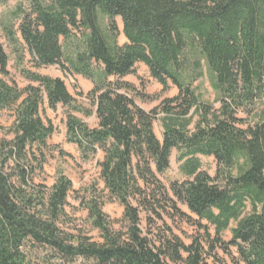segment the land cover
Returning <instances> with one entry per match:
<instances>
[{"label": "trees", "instance_id": "16d2710c", "mask_svg": "<svg viewBox=\"0 0 264 264\" xmlns=\"http://www.w3.org/2000/svg\"><path fill=\"white\" fill-rule=\"evenodd\" d=\"M18 31L35 69L57 66L92 89L87 108L60 78L23 72L28 85L19 89L7 80L0 43V113L12 120L11 139L0 140V264H27V245L70 263L208 264L220 250L232 264H264V0H33ZM137 64L177 94L149 112L138 107L122 81ZM203 65L217 109L194 87ZM44 105L65 111L66 142L82 161L102 156L103 190L123 213L115 230L101 194L80 198L100 242L64 228L72 183L63 173L49 188L34 182L55 132L41 117ZM73 113L94 116L96 126ZM173 150L184 179L167 189L157 175L169 169ZM197 156L214 159V177ZM177 204L198 219L201 234L188 245L166 222L191 220Z\"/></svg>", "mask_w": 264, "mask_h": 264}, {"label": "rangeland", "instance_id": "374dc122", "mask_svg": "<svg viewBox=\"0 0 264 264\" xmlns=\"http://www.w3.org/2000/svg\"><path fill=\"white\" fill-rule=\"evenodd\" d=\"M33 0H9L4 4H0V43L2 44L6 54L8 55V72L7 80L12 81L19 89H23L28 85V81L24 78L23 72H36L43 76H60L64 81L68 91L73 96L76 104L83 108L89 107L87 95L92 89L91 83L81 76L63 73L57 66L35 69L31 55L20 38L18 26L24 15L30 14L31 3ZM48 1V0H46ZM118 26L117 42L122 45L125 38L122 33V23L119 18L115 19ZM11 37V39H9ZM204 76L194 84L196 91L201 95L202 100L211 104L215 109L219 108L217 96L209 86L206 75V67L203 65ZM123 82L130 84L134 91L128 93L133 97L136 105L146 112L159 106V104L167 98H172L177 94V89L168 82L166 89L150 78L148 69L143 64L135 66L134 73L122 79ZM41 117L45 121H50L55 128L52 137L47 141V146L43 150L44 161L40 171H37L34 177L36 184H43L51 187L55 181L57 173H63L72 183V191L70 192L65 207L66 220H64V228L69 232H80L92 238L93 241L100 242L99 232L93 229L87 219V211L80 204V198L87 197L88 193L101 194L103 200L102 212L113 223V229L121 228V219L123 208L116 201L108 199L106 192L103 190V183L99 176L98 162L101 160V154H97L88 161H82L79 156L77 147L66 142L65 135V111L61 107L50 110L46 105L41 107ZM73 115L81 119L89 128L96 126L94 116L85 117L79 113ZM11 116L7 112L0 113V140L3 138L11 139V135L7 134V129L11 126ZM154 132L160 140L162 129L159 121H155ZM178 153L173 150L170 155L169 169L157 175L159 181L168 189L171 182L182 181L184 176L180 171L182 162L177 160ZM201 166V171L206 172L209 176L214 177L216 172V163L212 157L197 156ZM94 190V191H93ZM177 208L186 214L191 220L185 221L178 218L170 221L166 218V222L172 228V232L188 245L192 238L199 237V231L195 224L198 219L192 215L185 206L177 204ZM249 213V208L245 214ZM142 218V227H145L144 217ZM202 226L206 222L201 221ZM209 232L213 236L214 230L209 227ZM222 240L228 242L231 238L230 232L221 234ZM27 264H83L81 260L72 263L61 260L54 252L43 247H32L27 245L25 249ZM231 255H235V250L230 249ZM173 264V263H169ZM208 264H232L230 255H226L220 250L216 251V259H210Z\"/></svg>", "mask_w": 264, "mask_h": 264}, {"label": "crops", "instance_id": "0c3cea01", "mask_svg": "<svg viewBox=\"0 0 264 264\" xmlns=\"http://www.w3.org/2000/svg\"><path fill=\"white\" fill-rule=\"evenodd\" d=\"M125 42H126V40H125ZM125 42H123V44H124ZM52 78H60V79H62L60 76H54V77H52ZM91 85H92V84H91Z\"/></svg>", "mask_w": 264, "mask_h": 264}]
</instances>
